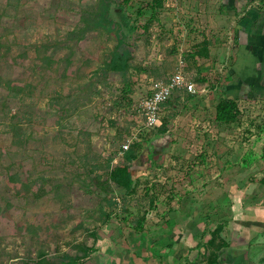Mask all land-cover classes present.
Wrapping results in <instances>:
<instances>
[{"label":"rangeland","instance_id":"374dc122","mask_svg":"<svg viewBox=\"0 0 264 264\" xmlns=\"http://www.w3.org/2000/svg\"><path fill=\"white\" fill-rule=\"evenodd\" d=\"M109 1L112 28L123 25L124 0ZM152 3L123 4L133 26L139 17L124 27L125 74L104 69L116 32L71 35L99 0H0V264L82 243L95 248L83 264H207L204 247L219 249L217 264H264V26L244 22L264 2L163 0L146 28ZM239 28L254 35L246 47ZM181 58L198 92L163 106V133L138 107ZM225 97L240 107L229 124L216 120ZM127 143L142 160L130 193L109 180Z\"/></svg>","mask_w":264,"mask_h":264},{"label":"trees","instance_id":"16d2710c","mask_svg":"<svg viewBox=\"0 0 264 264\" xmlns=\"http://www.w3.org/2000/svg\"><path fill=\"white\" fill-rule=\"evenodd\" d=\"M98 1V0H97ZM132 0H124V3L130 4ZM264 2V0H263ZM123 3V4H124ZM123 4H122V18H123V25L119 24L118 26L112 28V22L109 20V13L112 10V2L109 0H99V8L97 10H86L83 13L82 21L84 22V26L80 29H75L71 35L75 38L77 37L79 40H83L88 32L95 31L98 33H102L103 31H107L108 33L116 32L118 43L116 46L111 50L109 58L105 62L104 69L112 72H119V73H125L129 74L130 70L133 68V55L130 50L126 48V41L124 36V27H130V29H134L137 27L135 23H138L139 17L135 20V23L133 26V23L129 21L128 17L125 15V11H123ZM163 4V0H153V3L151 5L152 9V17L147 22V25L144 27H148L151 20L157 18V9L159 6ZM143 15V9H139L137 12V16ZM103 30V31H102ZM123 30V33H122ZM209 42H206V44L193 52L192 56L197 62V57H204L207 56L209 53ZM200 72L202 73V69L200 68ZM10 93L14 91V87L11 85L8 87ZM187 91V90H186ZM180 93V92H177ZM176 94V93H175ZM173 94L167 102L163 104H169L174 97ZM187 94L189 97H194V94L187 91ZM240 114V107L238 101L231 98H222L218 103L216 107V120L229 124L232 122L237 121V118ZM11 125L16 128V124L14 122H11ZM159 130L163 133L167 132L168 129L165 125L158 126ZM123 150V149H122ZM141 155L136 152L133 148H128L123 153L124 162L117 164L112 169H110L109 172V180L114 182L118 185V187L124 188L127 193H130L134 190V183L136 181L135 173H134V166L136 163H139L141 160ZM111 167V163L109 164ZM18 182V176L14 175L11 176L10 182ZM86 183V182H85ZM261 183L264 184V177L261 179ZM86 185H89L88 183ZM116 202H110V204H114ZM102 216H104V222H108L111 218V213H108L106 211L102 212ZM147 218H140L137 221V229L139 231H143L145 228V222ZM223 230V225L217 226V228L213 231V234H219ZM94 236H96V232H92ZM208 246H212L216 243L215 238L212 237L208 241ZM227 242H224L223 245H227ZM79 252L76 254H70V253H63L60 256H56L54 258L48 257L45 252H41L39 258L33 262L32 264H83L84 260L87 259L91 253L95 251V248L93 246L85 245L84 243L79 244L78 246ZM204 252L200 250L199 254L203 255V258L207 261V264H217L219 261V249L217 251H208L209 249H206V247L203 248ZM81 252V253H80ZM184 257H181L180 261L177 264H182V260ZM187 264H195L197 262V259L191 260L190 258H185Z\"/></svg>","mask_w":264,"mask_h":264},{"label":"built area","instance_id":"2783aa9c","mask_svg":"<svg viewBox=\"0 0 264 264\" xmlns=\"http://www.w3.org/2000/svg\"><path fill=\"white\" fill-rule=\"evenodd\" d=\"M184 59L181 58V68L168 79H162L156 82L153 91L147 97H145L138 111L143 114L145 118V126L152 128L160 126L162 124L161 112L163 104L175 93L181 90H187L191 93H197L195 82L183 71ZM205 89L200 92H205ZM130 144H124L122 152L129 148Z\"/></svg>","mask_w":264,"mask_h":264},{"label":"crops","instance_id":"0c3cea01","mask_svg":"<svg viewBox=\"0 0 264 264\" xmlns=\"http://www.w3.org/2000/svg\"><path fill=\"white\" fill-rule=\"evenodd\" d=\"M258 7H256V8H252V12L248 15V18L246 19V20H244V22H248V21H253V23H256L257 22V24H255V26L256 27H253V28H256V29H259L260 30V27H262V26H264V15L262 14H257L256 13V9H257ZM258 12V11H257ZM256 16L259 18V16H260V20H258L257 18H256ZM258 20V21H257ZM249 25H251V24H249ZM240 26H242V25H240ZM254 26V25H253ZM238 32H241V44H240V47H246L248 44H247V41L248 42H250L249 41V39H250V37L253 35V34H249L248 36H246V33L248 34L249 32H247V31H245V30H243V29H241L240 30V28H239V31ZM263 37H260L261 39H263L264 38V30H263ZM254 36V35H253ZM242 51V50H241ZM257 52V51H256ZM258 53V52H257ZM264 64V63H263ZM175 214L178 216V214H177V212H175Z\"/></svg>","mask_w":264,"mask_h":264}]
</instances>
